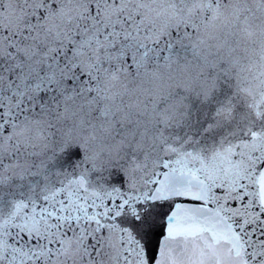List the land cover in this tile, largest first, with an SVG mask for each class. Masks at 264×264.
<instances>
[{"label": "snow or ice", "instance_id": "1", "mask_svg": "<svg viewBox=\"0 0 264 264\" xmlns=\"http://www.w3.org/2000/svg\"><path fill=\"white\" fill-rule=\"evenodd\" d=\"M0 264H264V0H0Z\"/></svg>", "mask_w": 264, "mask_h": 264}]
</instances>
